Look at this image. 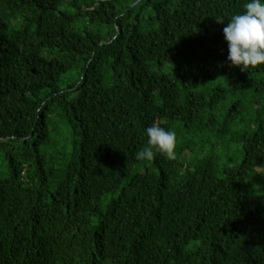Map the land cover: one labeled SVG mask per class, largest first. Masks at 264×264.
Listing matches in <instances>:
<instances>
[{"label":"trees","instance_id":"16d2710c","mask_svg":"<svg viewBox=\"0 0 264 264\" xmlns=\"http://www.w3.org/2000/svg\"><path fill=\"white\" fill-rule=\"evenodd\" d=\"M246 2L0 0V264H264ZM154 123L175 159L136 158Z\"/></svg>","mask_w":264,"mask_h":264},{"label":"clouds","instance_id":"9594fccd","mask_svg":"<svg viewBox=\"0 0 264 264\" xmlns=\"http://www.w3.org/2000/svg\"><path fill=\"white\" fill-rule=\"evenodd\" d=\"M244 11L234 14L223 29L228 42V61L242 70L264 65V0H247ZM148 146L139 149L138 160L151 161L156 153L176 158L177 133L159 124L147 128Z\"/></svg>","mask_w":264,"mask_h":264},{"label":"rangeland","instance_id":"374dc122","mask_svg":"<svg viewBox=\"0 0 264 264\" xmlns=\"http://www.w3.org/2000/svg\"><path fill=\"white\" fill-rule=\"evenodd\" d=\"M235 149H237V147H233L232 150L229 149V150H226V152H225V150L223 148L221 149V147H220L219 148V151L222 154L225 153V158L224 159H227L228 156H230L231 154L234 153ZM3 168H4V166H3L2 162H1V159H0V169H3Z\"/></svg>","mask_w":264,"mask_h":264},{"label":"water","instance_id":"95a60500","mask_svg":"<svg viewBox=\"0 0 264 264\" xmlns=\"http://www.w3.org/2000/svg\"><path fill=\"white\" fill-rule=\"evenodd\" d=\"M137 2H138V1H137ZM137 2H136V3H137ZM136 3H135V4H136Z\"/></svg>","mask_w":264,"mask_h":264}]
</instances>
